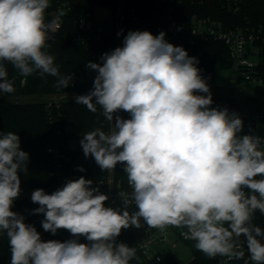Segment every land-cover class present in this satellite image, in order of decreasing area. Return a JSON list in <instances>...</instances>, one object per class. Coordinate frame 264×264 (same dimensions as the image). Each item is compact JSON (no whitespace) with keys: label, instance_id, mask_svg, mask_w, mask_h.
Instances as JSON below:
<instances>
[{"label":"clouds","instance_id":"obj_1","mask_svg":"<svg viewBox=\"0 0 264 264\" xmlns=\"http://www.w3.org/2000/svg\"><path fill=\"white\" fill-rule=\"evenodd\" d=\"M48 7L49 0H0V93L15 91L5 61L23 77L37 72L57 77L58 88L72 82L73 75H61L44 51L49 33L59 27L57 19L45 21ZM100 60L85 65L96 73L92 90L73 99L92 112L98 105L111 128L84 133L80 145L102 170L123 165L131 198L119 193L122 212L105 207L108 196L84 177L51 194L34 190L31 200L39 207L33 211L44 214L43 229L52 234L66 229L77 237L44 242L12 211L21 192L18 173L27 171L29 154L16 133L0 134V231L8 237L11 264H129L136 249L115 238L122 229L139 228L140 218L160 230L186 228L185 238L209 258H243L236 244L243 236L253 264H264L258 239L264 230L252 222L257 211L264 214V138L240 135L238 114L210 107L212 95L198 61L167 42L164 32L129 31L123 46ZM121 110L130 119L116 115L113 123ZM131 202L138 211L130 216ZM79 236L90 243H79Z\"/></svg>","mask_w":264,"mask_h":264},{"label":"built area","instance_id":"obj_2","mask_svg":"<svg viewBox=\"0 0 264 264\" xmlns=\"http://www.w3.org/2000/svg\"><path fill=\"white\" fill-rule=\"evenodd\" d=\"M187 0H120L116 6L108 7L110 13L97 21L94 13L79 15L75 20V32L82 44L89 43L102 44L115 38L116 47L123 46L124 37L129 31H149L153 35L160 32L165 33V40L174 46L192 47L198 46L209 41H220L225 44L229 51V56L234 66L235 73L233 78L236 82H244L254 86L264 87L263 74L260 70L262 60V49L264 47V26L253 24L246 19L242 25L235 27H225L221 22L211 17H199L194 15L189 22L180 21L176 17L177 7ZM195 1V0H192ZM228 10L235 14L241 12L247 0H221ZM204 1H201L203 3ZM147 6H150L148 9ZM63 13V15H61ZM67 17V8L62 0H51L49 7L45 10V21L50 22L57 19L59 25L55 31L58 33L64 26ZM121 30H123L121 32ZM117 33H121L117 35ZM25 81L23 80V83ZM198 95H207L199 93ZM60 101H48L47 108L51 109L54 105H59ZM229 114L236 113L244 121L245 115L240 108H232ZM124 119H130V114L125 111L114 113ZM255 119H264V105L255 113ZM54 136L51 144L47 148L51 156L53 166V176L55 187L52 190H44L51 194L62 188L69 180H76L80 177L92 180L90 187L98 188L99 192L108 196L104 202L105 207L124 209L120 192L131 198L132 188L128 184L127 176L119 173L115 169L102 170L92 156L85 157L80 145V139L72 138L64 140L59 128V117L49 116ZM83 167L84 171H80ZM124 172V170H123ZM79 173H84L78 176ZM125 173V172H124ZM126 174V173H125ZM42 189L33 187L27 191L21 188L20 195L14 200L12 211L17 212L25 218V223L33 225L41 233H49L59 236L61 242L72 239L71 233L66 229H59L55 234L46 232L41 224L44 214L34 213V209L39 205L33 203L31 194L34 190ZM245 188V192H249ZM131 216L137 210L134 202L129 203L126 209ZM140 227H129L122 229L121 234L115 238V242L125 243L129 247L136 249V256L130 260L129 264H165L167 257L173 255L169 247L166 257L158 252V247L165 243H171L175 247L178 241L193 243L194 240L185 238L184 227L167 226L163 230L148 226L142 218L139 219ZM175 234V236H173ZM237 250L247 252L244 242H237ZM226 260L234 264L237 259Z\"/></svg>","mask_w":264,"mask_h":264},{"label":"trees","instance_id":"obj_3","mask_svg":"<svg viewBox=\"0 0 264 264\" xmlns=\"http://www.w3.org/2000/svg\"><path fill=\"white\" fill-rule=\"evenodd\" d=\"M201 1H204L201 3ZM67 8V17L63 28L52 34L47 40L44 49L54 57V64L58 67L61 75L72 74L73 80L68 87H56L57 77L51 75L41 76L38 72L27 77L19 74L10 63L3 62L8 73V79L12 81L15 91L19 96L40 97L45 94H66L78 91H90L93 88L95 71L86 68L89 62L101 63L100 57L116 48L115 38L102 44H82L75 32V20L79 15L94 13L96 7L116 6L119 0H62ZM149 9L150 6H147ZM194 15L199 17H211L221 22L225 27L242 25L246 19L253 24L264 26V0H247L241 12L235 14L223 5L221 0H187L177 7L176 17L180 21H187ZM190 57H195L200 69L201 77L206 81L209 89L215 87L214 71L217 57L221 58L222 67H231L232 61L228 48L220 41H209L198 46L183 47ZM260 70L264 79V47L262 49V60ZM23 80L25 81L23 83ZM211 108L225 109L237 108V101L231 96H213ZM59 117V128L64 140L78 138L83 134L101 128L108 132L111 128L109 121L102 115V109L97 105V111L92 112L86 106L76 104L72 101L60 100L59 105L47 108V102L41 101H15L0 97V134L14 132L20 137V147L29 154L27 171L19 172L21 188L25 191L33 187H41L44 190H52L55 187L53 166L51 156L47 152L51 144L54 129L50 123L49 116ZM251 135L255 134V119L248 118L244 123ZM119 173L123 172V165L118 163ZM84 173H79L82 176ZM260 177H257L259 179ZM253 224L264 230V214L257 211L253 217ZM38 231V230H37ZM39 232V231H38ZM44 242L57 240L59 236L49 233H41ZM72 239H77L72 234ZM264 243V238L258 237ZM79 243H90L86 237L79 236ZM237 242H244L247 247L246 238L241 236ZM0 264H11V252L6 232L0 231ZM165 264H182L174 255H169ZM187 264H230L225 256L217 255L209 258L193 245V258ZM234 264H253L248 251L243 258L237 259Z\"/></svg>","mask_w":264,"mask_h":264},{"label":"rangeland","instance_id":"obj_4","mask_svg":"<svg viewBox=\"0 0 264 264\" xmlns=\"http://www.w3.org/2000/svg\"><path fill=\"white\" fill-rule=\"evenodd\" d=\"M51 0H49L50 2ZM120 1V0H119ZM58 2V0H57ZM119 3V2H118ZM110 13L108 7H96L94 11L95 19L97 21L103 19V17L107 16ZM235 73L234 66L231 67H222L221 58L217 57L214 71V81L215 87L210 89L211 95L213 96H232L236 98L238 104H244L246 111H251L252 102L255 100L263 101L264 96V87L254 86L244 82H236L233 78ZM90 91H78L73 93L66 94H45L40 97L36 96H19L14 93H0V97L8 98L15 101H74V96L77 95H85ZM196 94H199L197 92ZM115 122V118L113 123ZM253 136H258L264 138V119L257 118L255 121V134ZM175 236V234H173ZM193 243H185L183 241H178L176 246H171V243L167 242L164 245H160L158 247V252L166 257L169 247L171 248V252L174 256H176L182 264L189 263L193 258Z\"/></svg>","mask_w":264,"mask_h":264},{"label":"crops","instance_id":"obj_5","mask_svg":"<svg viewBox=\"0 0 264 264\" xmlns=\"http://www.w3.org/2000/svg\"><path fill=\"white\" fill-rule=\"evenodd\" d=\"M232 97V96H231ZM263 98V101H258V100H255V101H253L252 102V105H251V111H246L245 110V105L244 104H238L237 103V107L238 108H240L242 111H243V113H244V115H245V119H244V121H243V123L248 119V118H252V117H254L255 116V113H256V111L262 106V105H264V96H262ZM235 98V97H234ZM236 99V98H235ZM254 119H255V117H254ZM255 121H256V119H255ZM240 135H251L250 133H249V131H248V129H247V124H244L243 125V127H242V131H241V133H240Z\"/></svg>","mask_w":264,"mask_h":264}]
</instances>
